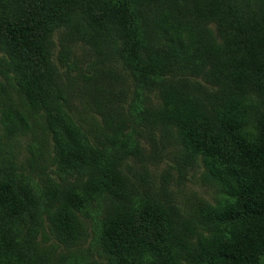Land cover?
Instances as JSON below:
<instances>
[{"label": "trees", "instance_id": "obj_1", "mask_svg": "<svg viewBox=\"0 0 264 264\" xmlns=\"http://www.w3.org/2000/svg\"><path fill=\"white\" fill-rule=\"evenodd\" d=\"M66 36L94 49L113 83L120 60L135 97L154 76L204 92L181 106L159 93L153 108L120 104L99 139L75 118L61 80ZM191 51L202 68L185 61ZM161 106L188 155L179 175L200 155L223 205L184 208L167 178L154 185L123 169L138 153L137 127ZM34 123L53 151L54 168L38 175L43 141L23 161L9 143ZM0 129V264H80L57 250L87 236L88 220L107 264H264V0H0Z\"/></svg>", "mask_w": 264, "mask_h": 264}, {"label": "rangeland", "instance_id": "obj_2", "mask_svg": "<svg viewBox=\"0 0 264 264\" xmlns=\"http://www.w3.org/2000/svg\"><path fill=\"white\" fill-rule=\"evenodd\" d=\"M152 18L153 16H149L148 18H142L140 20L143 23ZM207 27L214 34L216 33L217 29L213 21L208 22ZM147 30L150 33V38L155 39L159 36L158 31L152 25H148ZM157 39L165 42L164 38ZM184 39L186 44L188 42L186 35ZM70 40V36H66L63 43L69 42ZM216 41L218 42L219 38L216 37ZM54 43L53 51L56 53L59 51L60 42L58 43L55 36ZM69 45L72 48V52L65 58L69 66L57 63L60 73L62 72L61 80L64 85H67V97L75 118H78L87 128L90 127L92 136L95 135L99 139H104L105 129L109 131V128L105 126L107 119L105 117L109 114L115 119L118 116V105L120 104H123L125 108L128 104H131L133 107L141 105L140 107L143 109L145 108L144 105H151L150 107L153 108L155 105L152 104H155L156 97L159 93L162 102L181 106L182 103H187L190 100L188 97L191 98V95L199 91L204 92L201 86L198 89L196 86L183 80H162L154 76L148 84L150 87H153L151 92H138L140 98L138 96L135 97L134 88L139 89V86L120 69V60L113 64L114 71L118 75H121V77H118V80L113 83V74H107L105 71H102V64L99 61L103 63V59L94 49H90L81 42L75 43L74 46L69 42ZM184 58L186 62H193L199 68H202L204 63L203 55L199 56V54H195L193 51ZM104 64L108 65V61L106 60ZM115 72L113 73L116 74ZM84 76L92 77L83 79L82 77ZM9 93L11 95L10 98L15 103H18L16 100V92L9 89ZM168 106L170 108V105ZM161 108L162 106L153 111L159 116L160 120L155 116L148 115L150 123L147 125L144 121L145 126L141 125L137 127L140 129L136 135L137 140H135L136 151L138 153L126 157L124 166H122L123 169L129 175H134L137 179L143 178L148 183H154V185L158 184L162 179L167 178L175 202L184 208L185 206L189 208V204L194 205L193 202H196V207H200L201 204H208L210 206H216L217 204L223 205L225 199L219 198L215 187L216 185L206 178V172L204 173V166L200 155L194 158V168L186 169L182 176L179 175L176 165H182L185 162V150L181 145L178 128L175 126L177 124L173 123V119L169 115L167 116L169 114L168 111L165 114H161ZM125 128L126 126L123 128L124 132ZM33 130L36 132H34L35 134L32 133ZM0 137V140L4 139L1 129ZM41 141H43V149L37 162H39L40 166H46L47 168L37 170V175L41 174L44 170L48 172L50 168L51 170L54 168L51 163L53 156L51 137L45 131L43 133L39 125L34 123L33 125L31 124L29 132L17 136L16 141L11 139L9 142L17 160L23 161L32 159V154L35 153V149ZM38 153L40 152L38 151ZM185 156L188 155L185 154ZM146 173L147 175H145ZM168 174L170 175L169 178L167 176ZM85 227L87 236H84L75 246L71 248L63 247L57 251L70 254L68 256L69 260L78 259L80 264H83L82 258L86 259V264H107L104 257L99 256L91 244V220L85 223Z\"/></svg>", "mask_w": 264, "mask_h": 264}]
</instances>
